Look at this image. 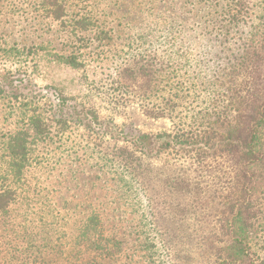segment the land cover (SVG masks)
Here are the masks:
<instances>
[{"label": "rangeland", "instance_id": "rangeland-1", "mask_svg": "<svg viewBox=\"0 0 264 264\" xmlns=\"http://www.w3.org/2000/svg\"><path fill=\"white\" fill-rule=\"evenodd\" d=\"M262 26L264 0H55L48 7L0 0V187L8 139L27 128L24 181L5 183L30 188L23 201L29 209L13 205L0 235L23 236L34 225L20 227L23 217L42 219L58 239V253L48 257L68 264L64 254L73 251L79 229L97 216L102 239L124 242L113 260L97 256L98 264H169L160 248L145 250L140 234L139 205L150 193L129 196L121 169L104 152L133 144L140 156L151 143L144 165L192 177L175 153H158L154 135L208 111L215 96L225 100L227 75L238 73L250 34L258 30L264 40ZM168 101L172 117L145 115ZM144 134L152 139L141 141ZM259 241L254 248L264 257V235ZM204 254L190 252L201 264Z\"/></svg>", "mask_w": 264, "mask_h": 264}, {"label": "trees", "instance_id": "trees-1", "mask_svg": "<svg viewBox=\"0 0 264 264\" xmlns=\"http://www.w3.org/2000/svg\"><path fill=\"white\" fill-rule=\"evenodd\" d=\"M42 4L48 7L55 0H42ZM237 14H230V20ZM257 32L246 38L236 64L238 73L227 75L225 100L217 102L215 96L208 111L175 125L170 133L154 135L160 139L158 153H175L192 177H169L144 165V158L153 151L151 143L140 156L133 144L131 148L115 143L113 152H104L106 161L116 162L121 169L118 180L129 196L150 193L144 194L145 206L139 205L140 234L145 250L153 254L160 248L169 264H201L202 259L190 255L197 250L205 252L206 264H264L254 248L264 235V40ZM169 102L146 108L145 115L172 117L175 109ZM28 133L27 128L14 132L6 146L7 166L0 187V221L5 228L13 205L20 210L30 206L23 203L30 188L19 192V187L5 183L24 181ZM148 139L150 134L140 136L143 142ZM23 223L34 224L23 236L0 235V264H54L48 256L58 253L53 247L58 239L45 228L51 224L26 217L20 227ZM39 223L44 228L38 229ZM100 223L97 216L85 220L73 251L64 254L68 264H98L97 256L114 259L124 242L115 236L102 239Z\"/></svg>", "mask_w": 264, "mask_h": 264}]
</instances>
